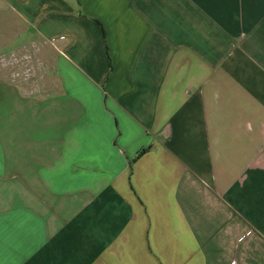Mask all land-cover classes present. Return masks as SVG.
I'll use <instances>...</instances> for the list:
<instances>
[{
	"label": "crops",
	"instance_id": "obj_1",
	"mask_svg": "<svg viewBox=\"0 0 264 264\" xmlns=\"http://www.w3.org/2000/svg\"><path fill=\"white\" fill-rule=\"evenodd\" d=\"M6 32L52 79L0 82V264H264V0H0Z\"/></svg>",
	"mask_w": 264,
	"mask_h": 264
},
{
	"label": "rangeland",
	"instance_id": "obj_2",
	"mask_svg": "<svg viewBox=\"0 0 264 264\" xmlns=\"http://www.w3.org/2000/svg\"><path fill=\"white\" fill-rule=\"evenodd\" d=\"M9 26L18 28L11 23L6 29ZM32 37V34L23 32L0 33V43L5 41L0 46V82L26 92L41 93L52 79L48 65L51 49H41L39 40Z\"/></svg>",
	"mask_w": 264,
	"mask_h": 264
},
{
	"label": "trees",
	"instance_id": "obj_3",
	"mask_svg": "<svg viewBox=\"0 0 264 264\" xmlns=\"http://www.w3.org/2000/svg\"><path fill=\"white\" fill-rule=\"evenodd\" d=\"M151 148H152V146H149V147H146V148H142V149H140V150L138 151L137 155H136V158L139 157V156H141V155H143L146 151L150 150ZM136 158H135V159H136ZM130 167H131V165H130Z\"/></svg>",
	"mask_w": 264,
	"mask_h": 264
}]
</instances>
